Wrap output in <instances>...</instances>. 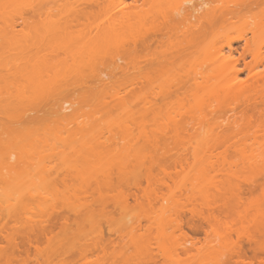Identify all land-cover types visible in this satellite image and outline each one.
<instances>
[{
	"label": "rangeland",
	"instance_id": "374dc122",
	"mask_svg": "<svg viewBox=\"0 0 264 264\" xmlns=\"http://www.w3.org/2000/svg\"><path fill=\"white\" fill-rule=\"evenodd\" d=\"M181 1L185 2L157 0L158 34L172 7ZM206 1L218 8L234 4ZM31 2L11 3L1 10L0 26ZM88 3H70L61 14L71 19L78 13V23L84 24L77 27L79 35L91 32L108 16L105 8L86 10ZM81 11L89 13L81 17ZM136 31L121 36L131 46L119 53V65L112 63L113 69L103 50L46 56L48 60L37 65L59 78L67 76L68 83L60 81L65 87L62 93L77 108L67 123L56 121L44 106L46 101L31 90L23 94L26 82L15 69L29 67L23 64L27 59L0 53V74L6 75L0 77V158L8 151H15L14 160L17 152L21 156L16 171L0 169V226L6 223L7 231L17 236L46 226L45 238L50 240L38 243L45 252L39 254L25 243L29 256L44 264H264V110L252 116L251 111L243 117L223 115L227 109L220 91L223 71L208 69L213 55L229 54L230 40L248 34L246 26L223 29L216 20L189 49L186 43L159 36L156 55L174 54L182 47L175 65L191 73L209 70V84H215L212 89L208 84L192 87L183 98L176 96L178 87L165 80L174 74L169 65L155 73V83H140L141 53L131 50ZM73 71L80 73L76 76ZM145 95L154 96L156 104L148 117H141ZM245 98L237 101L241 104ZM30 106L35 110L24 116L35 120L20 126L12 117H18L19 108ZM203 117L211 125L203 124ZM226 118L237 120L233 126L242 131L230 141L229 132L223 133ZM198 126L207 131L202 133L205 140ZM212 127L215 131H208ZM8 177L23 185L17 190L6 182ZM6 194L11 199L6 200ZM191 209L198 220H209L207 234L190 233L186 221ZM180 221L186 236L178 230ZM1 240L0 258L10 251ZM240 247L247 258L238 262L235 253Z\"/></svg>",
	"mask_w": 264,
	"mask_h": 264
},
{
	"label": "bare ground",
	"instance_id": "6f19581e",
	"mask_svg": "<svg viewBox=\"0 0 264 264\" xmlns=\"http://www.w3.org/2000/svg\"><path fill=\"white\" fill-rule=\"evenodd\" d=\"M19 1L24 0H0V13L1 10L11 5V3ZM77 1L78 0H33V2L28 4V9L20 11L15 18L4 19V25L0 26V53L18 54L27 59L23 64L29 65V67L15 69V71L20 70L17 72V75L24 77L26 82L23 84L25 90L23 94L25 95L31 90L38 96V99L41 98V100L46 101L44 106H48L51 116L57 117L56 121H58L57 119L59 118V120L62 119L60 122L64 120V123H67L65 121H67L68 118L76 116L73 115L74 113L76 114V111L74 112L72 109L76 110L77 108L74 109L73 100L68 98V96H66L67 94L65 95V93H62L64 90L62 88L65 87L60 81L64 80L65 83H68L67 76L59 78L58 73H51L47 69H41L37 66L43 61H47L48 56H59V54L74 53L75 51L96 53L103 50L102 52L107 51L106 57L109 59L111 65L106 59L107 62L105 61L106 64L105 62L104 64L107 65V63H109L110 68L113 69L112 63L115 64L114 67H118L119 65L117 63L120 58L119 53L122 54V51L127 52L131 46L128 43L124 44V40H122L121 36L126 34V32H130L132 29H137L135 33L136 38L132 41L133 47L131 50H137V52L142 54H140L139 58H142L143 64L141 63V69L144 71V75H142L140 83L143 86L155 83V73L169 65L171 68L175 69L174 74L167 76L165 80L167 83L177 86L176 96L183 98L188 94V91H191L192 87L198 88L203 84H208L207 86H209V89H212L215 87V84H209L211 81L208 73L209 70H193L191 73L188 72V70H181L175 65V58H180L182 56L180 50L182 47L174 54L156 55V48L160 41L159 36H162V38L165 37L168 42L175 41L178 44L182 42L186 43L187 46L183 45V47L186 46V49H189V47L195 45L197 39L204 36L209 25L216 20L220 21L223 29H231L238 24H244L248 31V34L237 35L229 41L227 45L228 55L225 56L222 53L213 55L209 62L210 65L208 69L223 71L220 80V83L222 82L220 91L225 100V102L223 101V107L226 106L225 108H227L223 115L230 112L227 116L229 118L243 117L245 113L251 111L253 113L250 114V116H252L255 112L261 114L260 110H264V0H226L234 4L233 7L227 6L224 8L210 6L209 2L206 0H195L196 2H194V0H184L185 2H178L179 4L176 3L177 5L175 4L174 8L172 7V14L166 18L164 28L159 34L157 33L159 29H157L156 24L158 18V11L156 8L157 0H131L128 3L127 0H89L88 5L84 7L87 8L86 10L90 9L92 11L94 7H98L101 10L105 8L104 12H106L108 16L105 21L95 24L92 30H96L94 34H92L93 32L91 31L84 35H79V28L77 29L78 26L84 25L78 23V13L71 19L61 16L62 12L65 13L64 8L67 7V5ZM27 11L31 14L30 16H26ZM88 13V11H81L80 16H87ZM85 27L89 26L85 25ZM80 32L82 33V31ZM79 44H81V47H76V45ZM235 44L237 45L235 46ZM126 45L129 46L126 47ZM248 58L250 59L248 60ZM229 64L232 65L230 66ZM167 69L168 68L163 71ZM92 70H94V68ZM79 71H76V73L73 71V73L76 75ZM242 73L247 75L246 79L240 78V74ZM5 76L4 74H2V76L0 74V77L4 78ZM73 77L75 76L73 75ZM92 80L95 81V79ZM66 86H68V84H66ZM16 89L18 90L19 88L17 87ZM179 89L183 90L178 91ZM242 95L246 98L243 103L239 104L237 100L238 97ZM28 101H31V99L29 98ZM143 102L145 107L141 117H148L149 111L156 104V101L154 96L150 98L149 95H145ZM258 104L263 105V108L260 109ZM239 106L241 107L240 109ZM33 109L35 110L34 106L28 108L21 107L17 110L18 117H12V119L20 126L26 123L29 125V123L31 124L34 122L35 117H25L24 113ZM207 119L208 117L205 118V120L203 117V124L206 121L208 125L210 124ZM69 120L70 119H68V122L71 121ZM224 121V126L226 125V128L223 129V133L229 132L227 135L229 138L227 140L230 141L232 137H236L238 134L242 133V131L235 128L237 120L235 122L231 121L233 124L227 118ZM208 125H205V129ZM199 127L201 128V126L196 128L200 136L204 132H201ZM20 129L22 130V127ZM24 129L22 131H24ZM212 129L215 131L213 127L211 130L208 129V131H212ZM206 133L207 131L204 134L206 135ZM213 134L215 135L217 133L214 132ZM214 135L209 134L210 137ZM245 135L248 137V134L244 133V136ZM201 138L203 139V134ZM0 139L2 142L1 137ZM203 140H205V137ZM236 142L237 139L234 143ZM9 152L10 151L5 155L3 153V158H0V169H6L8 173L16 171V163L20 160L19 158H21L17 152L18 158H16L18 160H14V155H16L15 151H12L10 154ZM6 182L12 184L17 190L18 187L20 188V186L23 185L20 184L21 181L14 182L10 177L6 179ZM27 193L28 192H26V194ZM24 194L20 195L24 196ZM10 196L11 194H6V200L11 199ZM191 213L190 219L186 221L188 223L185 222L186 226L190 229V233L193 232V234H196V232L198 233L201 230L207 234L206 228L209 225V220L207 218L198 220L192 209ZM182 225V221L177 225L180 232L181 230L184 231ZM46 229L47 227L42 225L39 231L32 230L31 233L18 235L19 238H21L18 240L17 234L7 231L6 223H3L0 226V242L2 241L1 237H3L4 241L6 240L7 242L6 246L9 245L10 251L0 258V264H44L40 262L39 259L37 260V258L29 256L30 248L28 247L29 249L26 250L25 243H27V245L30 244V247L33 245L35 252L39 254L42 253V251L45 252V248L40 247L38 243L45 238ZM185 232H181L182 235L186 236ZM48 239L49 238H45V240ZM22 245H25V248ZM20 249L26 250L25 252H27V255L26 253L20 252ZM243 249L244 248L240 247L235 253L237 258L235 260L237 261L240 259L238 262L244 261L242 259L243 257L245 258L247 254L246 251H244L245 249ZM21 254L25 255L24 258ZM19 255L22 258H20ZM28 261L30 262L28 263Z\"/></svg>",
	"mask_w": 264,
	"mask_h": 264
}]
</instances>
